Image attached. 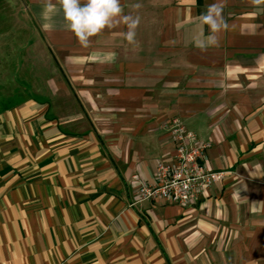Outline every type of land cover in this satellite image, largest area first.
<instances>
[{
  "label": "crops",
  "instance_id": "crops-1",
  "mask_svg": "<svg viewBox=\"0 0 264 264\" xmlns=\"http://www.w3.org/2000/svg\"><path fill=\"white\" fill-rule=\"evenodd\" d=\"M15 1L0 15V264H264V4L228 0L221 47L201 53L214 0H121L136 43L122 27L87 48L58 0L47 16ZM172 118L231 172L195 206L135 194L134 175L153 183L173 160Z\"/></svg>",
  "mask_w": 264,
  "mask_h": 264
},
{
  "label": "built area",
  "instance_id": "built-area-1",
  "mask_svg": "<svg viewBox=\"0 0 264 264\" xmlns=\"http://www.w3.org/2000/svg\"><path fill=\"white\" fill-rule=\"evenodd\" d=\"M161 128L170 134L175 145L173 160L157 162L153 183L134 175L135 194L139 201L165 200L183 207L195 206L231 172L211 168L209 150L213 144L200 140L180 118L165 121Z\"/></svg>",
  "mask_w": 264,
  "mask_h": 264
},
{
  "label": "clouds",
  "instance_id": "clouds-1",
  "mask_svg": "<svg viewBox=\"0 0 264 264\" xmlns=\"http://www.w3.org/2000/svg\"><path fill=\"white\" fill-rule=\"evenodd\" d=\"M253 5L264 4V0H250ZM228 0H214L206 6V11L198 19L208 28V34H201L194 41V47L201 53L209 49H219L222 45V34L230 29L228 21L224 17V9ZM60 10L66 28L70 31L78 44L84 48L90 46L91 38L120 28H126L122 32L123 39L131 45L136 43V30L140 23V17L125 14L121 0H58ZM139 9V3L130 6ZM57 10V5L52 0H45L42 15L47 16Z\"/></svg>",
  "mask_w": 264,
  "mask_h": 264
},
{
  "label": "rangeland",
  "instance_id": "rangeland-1",
  "mask_svg": "<svg viewBox=\"0 0 264 264\" xmlns=\"http://www.w3.org/2000/svg\"><path fill=\"white\" fill-rule=\"evenodd\" d=\"M16 1L15 0H0V15L4 16V17H8V19L12 18V15H14L15 11L13 9L14 3ZM11 23L7 22L5 24H3V27H8L10 26ZM24 33H28V30L24 29L23 30Z\"/></svg>",
  "mask_w": 264,
  "mask_h": 264
}]
</instances>
